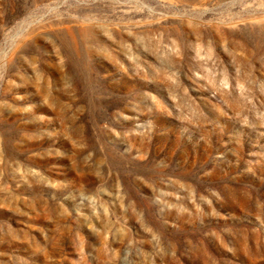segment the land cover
<instances>
[{"label": "rangeland", "instance_id": "374dc122", "mask_svg": "<svg viewBox=\"0 0 264 264\" xmlns=\"http://www.w3.org/2000/svg\"><path fill=\"white\" fill-rule=\"evenodd\" d=\"M0 264H264V0H0Z\"/></svg>", "mask_w": 264, "mask_h": 264}]
</instances>
